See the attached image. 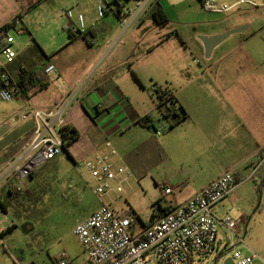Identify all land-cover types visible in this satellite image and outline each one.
I'll return each instance as SVG.
<instances>
[{
    "label": "crops",
    "instance_id": "1",
    "mask_svg": "<svg viewBox=\"0 0 264 264\" xmlns=\"http://www.w3.org/2000/svg\"><path fill=\"white\" fill-rule=\"evenodd\" d=\"M43 1L0 0V32L7 25L11 26L12 21L19 20L20 24L9 30V33L13 35L12 30L20 29L19 26L23 24V14L38 8ZM102 1H105L108 4V9L112 10L109 4L110 0H89L90 5L97 8ZM228 1L230 0H218L220 4L228 3ZM238 1L235 0L232 5ZM137 2L139 4L129 13L123 11L124 5L121 9L118 7L117 10L116 8L113 10L122 23L131 18L128 28L136 26V34L133 36L127 38L123 35L119 36L120 26L114 29L113 21L108 20L105 21V29L108 34L100 41L99 30L94 27V22L96 19L98 21L104 19L108 9L103 17H99L97 13V17L94 19L90 14L91 8L86 6V8L77 11L85 16V32L79 34L76 21L69 20L64 27L70 38L66 45L68 53L65 60L60 58L61 51L49 56L33 39L35 45H32L26 52L20 53L17 50L18 58L14 68L26 65L28 71L36 72L43 80H56L62 85L61 89L54 91L50 100L47 97V99L39 101L41 110H52L67 101L69 97L75 96L67 113V126L74 127L80 134L78 140L70 145L67 151L74 163L91 155L105 141L110 140L119 154L115 162L126 165L133 173L132 163L135 159L140 158V155L149 159L153 158L148 143L153 140L152 134L154 135V133L140 124V120L148 114L157 119L154 112L157 102L152 100L150 103L149 93L144 85L145 78L143 79L146 70L150 69L146 61L147 58L156 52L160 53L155 56H161L167 52V46L171 42H173L171 44H174V48L178 47L179 50L187 52V54L184 53L186 54L185 61L190 59L188 51L193 48L199 50L204 58V45L199 40V36H216L234 29L245 28L242 33L230 36L216 47L211 58L207 61L208 66L202 71L199 70L194 74L188 73L186 70L187 73L185 72L184 75H189L186 84L193 85L194 89L204 90L212 99H200L193 94L181 97L173 92L187 111L188 117L165 132V136L159 141L166 173L158 176L152 175L153 179L160 183L161 190L163 187H172L176 192L182 186L192 187L193 192L182 202L197 194L226 171L234 173L240 183L239 186L246 184L248 181H242L253 173L259 159L264 155V71L233 66L215 68L212 64L226 58L224 51L220 50L230 40L248 42L256 35V30L250 21H230L227 20V15L224 13L205 12L196 0H167V3L170 4L168 8L179 9L182 13L184 9L193 11L187 16L189 19L191 17V20L185 23L177 22L160 0L170 22L166 26H159L151 16L150 20L144 16V13L150 10L151 3L146 5L143 0ZM137 9H139L138 12ZM220 14L224 16L223 20L222 18L217 19V16H221ZM181 24L192 26L194 35L189 36L177 28ZM167 27L171 30L169 36L166 35ZM23 28H26L25 31L31 35L27 27ZM70 32L75 35L72 37ZM86 33L88 35L84 38L82 34ZM234 55L232 53L228 57L231 58ZM244 56L245 58L250 57L256 62L258 52L255 46H250ZM198 60L196 61L198 62ZM50 65H55L58 72L46 74L45 69ZM47 86L32 90L29 93V98L30 96H39L47 91L50 82ZM247 90H254L256 99L253 102L247 104L243 100L244 98L236 100L240 95L244 97ZM43 102L45 105L42 104ZM26 111L21 113V118ZM21 118L22 126L26 123L23 127L21 126L18 133V135H22V145L10 156L6 154L7 147L0 151L1 201L4 200L1 190L14 179L15 169L22 165L20 160L33 133V122L22 121ZM11 129L12 126L8 132ZM8 132L0 134V139ZM81 140L84 141V144L78 146ZM232 157H234L233 160ZM255 179L257 183L264 179V164ZM253 189L257 191L256 188L253 187ZM238 196L239 200L234 206L244 201L241 207L248 211L254 209L255 202L249 204L239 193ZM182 202L175 204L172 197V203L169 206L174 208ZM231 204V199L227 198L215 207V212L217 213V208L222 206L226 209ZM113 209L116 211L115 208ZM163 212L165 211L158 210L149 223L138 229L157 222ZM117 214L127 217L118 212ZM248 218L247 214L240 218L245 225L242 229L245 243L264 259L263 245L253 238L251 231L247 229ZM224 235L223 230V237ZM219 240L223 244V238H219ZM79 257V263H81L85 259L83 252ZM56 261L57 258L53 264H56Z\"/></svg>",
    "mask_w": 264,
    "mask_h": 264
},
{
    "label": "rangeland",
    "instance_id": "2",
    "mask_svg": "<svg viewBox=\"0 0 264 264\" xmlns=\"http://www.w3.org/2000/svg\"><path fill=\"white\" fill-rule=\"evenodd\" d=\"M143 1L146 2L147 0ZM161 1L177 22L185 23L191 20V17L189 19L187 16L193 11L189 9L185 11L184 9L182 13L179 9L168 8L170 4L167 3V0ZM234 1L230 0L228 3L223 4L232 5ZM109 4L112 10L108 9V4L105 1H102V6L108 9L107 16L99 21L96 19L94 22V27L99 30L98 38L100 41H102V37H106L108 34L105 29V21L108 20L113 21L114 29L120 26L119 36L123 35L127 38L136 34V26L133 25V27L128 28L131 18L122 23L113 12L115 8L117 10L118 5L114 0H110ZM138 4L136 0L127 1L124 3L123 11L129 13ZM86 6L91 8V17L95 19L97 17V7L90 5L89 0H44L38 8L23 14V24L19 26L20 29L12 30V34L16 39V49L20 53L26 52L32 45H35L36 41L49 56L61 51L60 58L65 60L68 53L66 45L70 38L64 27L69 20L76 21L78 24L76 18L69 19L66 13L71 9L74 10V13H77L79 9H84ZM138 11L139 9H137ZM148 13L149 11L145 12L144 16L150 20V14L148 15ZM225 14L227 20L230 21H250L254 30H256V35L248 42L242 40L226 42L227 44L220 50L224 51L226 58L221 62L216 61L212 65L215 68L233 66L264 71V0H244L243 3L236 5ZM220 15L217 16V19L222 18L223 20L224 16ZM24 26L31 32V35L25 31ZM177 28H180L189 36L194 35V28L190 25L181 24ZM199 30L201 29L199 28ZM166 32V35L169 36L171 33L169 27H167ZM171 43L167 46V52L161 54V56H155L160 53L156 52L146 60L150 69L146 70L143 79L145 78L144 85L149 93L150 103H152V100L156 101L153 93L155 87L157 89L169 87L175 95L181 97L193 94V96L200 99H212L210 96L208 97L204 90L200 91L194 89L193 85L186 84L189 75H184L186 70L188 73L194 74L199 70L202 71L203 68L208 66V59L203 58L199 50L193 48L188 51L190 59L185 61L187 52L179 50L178 47L174 48V44ZM253 45L258 52L256 62L250 57L245 58L244 56L248 48ZM232 53L235 55L229 58V54ZM44 81L45 86L50 82L49 89L39 96H30L32 104L37 108H40V100L47 99V97L50 100V97L54 95V91L62 88V85L56 80L48 81L45 79ZM239 98H244L243 100L248 104L253 102L256 96L254 90H247L244 97L240 95L236 100H239ZM42 104L45 105V102ZM28 106V99L25 95H21L11 102L0 99V134L7 133L10 126H12L8 134L0 139V151L7 147L6 154H9V156L22 145V135H18L22 126L20 118L21 113L26 111L29 108ZM154 112L157 117V128L162 133L159 136L152 134L153 140L148 143L153 158L149 159L140 155V158L135 159L132 163L133 178L126 186V192L121 194L119 198L115 195L112 196L114 202L111 203V206L119 214L133 218L135 229L149 223L153 216L158 213V210H160L158 202L162 207L171 204L164 199L160 183H157L152 175L158 176L166 173V165L164 160L162 162V150L159 144L161 138L165 136L162 127L166 125V121L155 108ZM83 144L84 141L81 140L78 146ZM233 159L234 157H232ZM134 169L137 171H134ZM260 183L261 181L257 183L256 179H253L237 189V193L249 204L255 202L254 209L248 211L241 207L243 201V203L239 202L238 205L233 206L230 215L238 221L244 214H247L249 216L247 229L251 231L253 238L261 242L264 247V186L260 193L258 191ZM7 184L1 190V196L9 211L3 213L0 210V264H53V261L61 256L79 262L82 249L73 234V229L81 220L98 210L101 203L77 170L70 153L63 151L58 157L37 169L30 178L22 181L13 179ZM161 185L163 184L161 183ZM10 188L20 189L21 194L10 196L7 193ZM193 190L190 186L180 187L172 196L174 203L182 202ZM105 199L109 200L108 198ZM217 213L219 216H223L225 208L222 206L217 208ZM14 225H16V228L1 236V233ZM219 238H223L222 229L219 231ZM242 249L247 254L257 253L251 250L248 245ZM232 254V250H228L224 258L218 259L216 255H211L199 259L196 264H224V259L232 257Z\"/></svg>",
    "mask_w": 264,
    "mask_h": 264
},
{
    "label": "built area",
    "instance_id": "3",
    "mask_svg": "<svg viewBox=\"0 0 264 264\" xmlns=\"http://www.w3.org/2000/svg\"><path fill=\"white\" fill-rule=\"evenodd\" d=\"M154 0H147L149 5ZM205 12L227 13L236 5L220 4L218 0H196ZM99 17H103L106 8L102 3L97 8ZM67 17L76 18L77 31L86 30V19L81 13L67 11ZM20 24L19 20L11 22V28ZM10 30V29H9ZM0 33V99L11 102L25 95L20 87L21 73L28 71L26 65L14 68L18 51L16 39L9 33ZM55 65L45 69L46 74L57 73ZM153 93L158 96L156 88ZM29 108L22 115V121H32L34 128L25 153L20 160L22 165L15 169L13 177L17 181L30 178L37 169L43 167L64 151L65 127L67 113L75 96L69 97L49 111L35 107L30 98ZM103 108V107H102ZM168 124L162 127L165 132ZM157 136L161 130H152ZM119 156L110 140L105 141L96 151L75 166L87 185L98 197L101 206L87 218L80 221L73 229V234L81 246L85 259L79 263L66 256L57 258L56 264H196L199 259L219 255L232 250L235 264H264V259L257 253L247 254L243 235V221L234 220L231 211L239 200L237 189L239 182L232 171H226L197 194L163 212L154 224L135 229L134 219L121 217L110 206L112 196L120 197L126 192V186L132 178V171L124 164H117ZM264 164V155L259 159L253 173L243 180L255 179ZM87 174V175H86ZM175 189L163 187L164 199L172 203ZM108 198L109 200H106ZM230 198L231 206L225 214L219 216L215 207L223 200ZM225 235L223 244L219 240V231Z\"/></svg>",
    "mask_w": 264,
    "mask_h": 264
},
{
    "label": "trees",
    "instance_id": "4",
    "mask_svg": "<svg viewBox=\"0 0 264 264\" xmlns=\"http://www.w3.org/2000/svg\"><path fill=\"white\" fill-rule=\"evenodd\" d=\"M127 1H130V0H114V2L118 5V7H120V9L124 5V3ZM136 1H140V0H136ZM149 14H150L151 18L159 26H166L170 22L169 16H168L165 8L161 4L160 0H154L151 3ZM10 28H11V26L7 25L6 27H4L1 30L0 33H6V31L9 30ZM79 34H80V32H79ZM70 35L73 37L75 34L73 35L70 32ZM87 35H88V33H86L84 35L82 34V36L84 38H86ZM43 82H44V80L40 76H38V74L34 71H24L21 73L20 87L22 88L24 94H26V96H28V98H29V93L32 90H34L36 88L42 89V88L47 87V85L45 86ZM156 90L158 92V96L156 97V102H157L156 109L159 112V114L161 115V117L167 122L168 129L165 132H168L170 129H172L176 125H178L181 122H183L184 120H186L188 117V113L185 110V108L180 104L178 99L175 97L173 91L170 90L168 87H165V88L160 87V89L156 88ZM156 122H157V119L154 116H152L151 114L144 116L140 120V124H142L143 126L147 127L150 130H153L156 128ZM64 131H65L64 137H65V141H66V143L64 145V151H68L69 146L78 140V138L80 137V134L74 127H72L70 125L65 127ZM236 180H237V178H236ZM263 186H264V179L261 180L260 186L258 187V191L260 193H261V189ZM20 191H21L20 189L13 188V189L9 190L8 194L10 196L19 195V194H21ZM158 203H159L160 211L168 212V211L173 209L172 206H168V208H166V207H162L160 202H158ZM0 209L4 213L8 212L7 204L5 203L4 200L1 201V199H0ZM14 228H16V225H14L11 228H8L5 232H3L1 234V236H4L6 233L11 232ZM225 255H226V251L222 252L219 255L218 259L224 258Z\"/></svg>",
    "mask_w": 264,
    "mask_h": 264
},
{
    "label": "water",
    "instance_id": "5",
    "mask_svg": "<svg viewBox=\"0 0 264 264\" xmlns=\"http://www.w3.org/2000/svg\"><path fill=\"white\" fill-rule=\"evenodd\" d=\"M245 28H238L231 31H228L226 33L216 35V36H199V40L204 45V51H205V58L209 59L211 58L213 50L218 47L220 44H222L225 40H227L230 36L242 33ZM224 264H235L232 257H227L224 259Z\"/></svg>",
    "mask_w": 264,
    "mask_h": 264
}]
</instances>
